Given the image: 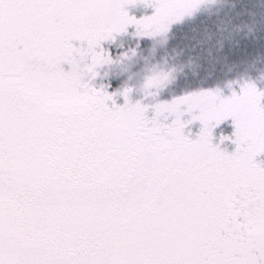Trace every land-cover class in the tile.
Returning <instances> with one entry per match:
<instances>
[{
	"label": "snow or ice",
	"instance_id": "snow-or-ice-1",
	"mask_svg": "<svg viewBox=\"0 0 264 264\" xmlns=\"http://www.w3.org/2000/svg\"><path fill=\"white\" fill-rule=\"evenodd\" d=\"M182 3L0 0V264H264V86L104 71Z\"/></svg>",
	"mask_w": 264,
	"mask_h": 264
},
{
	"label": "trees",
	"instance_id": "trees-1",
	"mask_svg": "<svg viewBox=\"0 0 264 264\" xmlns=\"http://www.w3.org/2000/svg\"><path fill=\"white\" fill-rule=\"evenodd\" d=\"M186 8L153 25L159 32L146 35L142 46L137 41L123 49L122 58L105 65L106 74L138 99L197 87L227 94L245 85L264 86V0H205L195 11ZM149 50L156 51L155 59L148 58Z\"/></svg>",
	"mask_w": 264,
	"mask_h": 264
},
{
	"label": "rangeland",
	"instance_id": "rangeland-1",
	"mask_svg": "<svg viewBox=\"0 0 264 264\" xmlns=\"http://www.w3.org/2000/svg\"><path fill=\"white\" fill-rule=\"evenodd\" d=\"M201 1H205V0H183L182 6L179 8V10L182 9V8L188 7V8H186V11H195L196 8L199 7V3ZM150 2H151V0H131L133 11L134 12L146 11L147 10V6L150 4ZM190 8H193L194 10H190ZM175 11H177V10H175ZM171 14H173V13L171 12L167 19L170 18ZM166 20L163 21V22L167 23ZM156 23H158V22L149 23V24H146V25L143 26L142 31H143L144 36H146V35L147 36H151L152 31L154 33H158L159 32V30H156V31H155V29L151 30L152 26L155 25ZM159 26H156V27L160 28L161 26L160 27ZM167 36H168L167 34H165V36H164L166 41L168 40ZM137 41H139V44H141V46L145 42L144 39L141 40L140 38L136 37L135 35L124 36L122 38L123 49H129V48L133 47L134 44H136ZM166 43L167 42H165V44H164L165 46L167 45ZM155 44L157 46L162 45V44H160L157 41H155ZM147 54H148L147 56H148V58L150 60H153V59H155L157 57L156 51H154V50L147 51ZM140 61H143V60L140 59ZM228 149H229V151H231L232 150V146H228Z\"/></svg>",
	"mask_w": 264,
	"mask_h": 264
}]
</instances>
